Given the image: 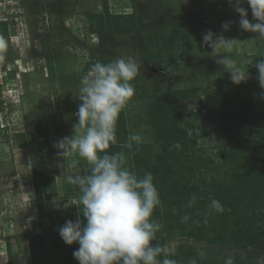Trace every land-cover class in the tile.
<instances>
[{
  "label": "trees",
  "instance_id": "trees-1",
  "mask_svg": "<svg viewBox=\"0 0 264 264\" xmlns=\"http://www.w3.org/2000/svg\"><path fill=\"white\" fill-rule=\"evenodd\" d=\"M47 1L51 15L67 18L68 0ZM145 1L155 15L152 22L145 25L140 24L143 13H139L135 5L131 15L110 14L108 0H101V12L86 11L89 31L99 39L97 49L91 51L90 60L85 65L86 72L96 61L107 63L116 56L117 36L138 33L140 58L167 71L172 77L181 76L179 62L191 60L187 42L179 50L183 34L181 22L175 19L172 11L165 9L162 0ZM199 16L196 10L186 12L184 24L198 26ZM7 24L10 25L8 21L1 22L5 28ZM207 60L211 74L218 75L214 82L220 94L217 107L205 104L195 89L178 88L150 97L145 109L148 117L146 133L152 135L153 141L135 149L129 164L139 175L151 172L154 176L162 207L154 210L153 218L162 224V229L153 243L174 244L176 252L170 258L177 264H189L193 258L197 264H224L230 255L224 249L235 250L231 255L235 264H256V258L264 255V111L255 110L250 89L233 91L228 88L223 67L213 58ZM171 65H174L176 74L169 70ZM214 118L220 119L219 131L224 138L219 147L220 155H216L221 156L219 164H214L211 158L200 157L203 152L198 150L197 143L201 137L195 134L197 123H201L203 137L210 134ZM131 129L128 116L122 112L117 122V144L110 147V153L128 151L121 146L127 142ZM17 138L18 147L30 151L33 204L39 216L44 218L48 216V205L57 196L54 177L47 175L44 169L43 155L50 150L47 128L37 121L27 135L20 134ZM197 160L199 165L193 168L192 162ZM212 163L213 168L209 169ZM78 171L84 174L86 163L81 164ZM76 172L74 169L73 175ZM74 189L78 200L79 189L75 185ZM193 194L198 199L188 207ZM211 199L220 201L225 209L223 213L208 208ZM77 207H80L79 201L71 213L51 219V222L62 227L68 220L75 222L78 217L83 220ZM185 215L190 218L181 222ZM25 237L33 253L35 249L43 250L44 233L26 232ZM197 244L206 247L199 249ZM78 247V244L57 243L52 251L44 252L43 262L79 264L73 256ZM201 252L204 253L202 257ZM11 253L8 246L7 264H14ZM35 262L32 255L31 264Z\"/></svg>",
  "mask_w": 264,
  "mask_h": 264
},
{
  "label": "rangeland",
  "instance_id": "rangeland-1",
  "mask_svg": "<svg viewBox=\"0 0 264 264\" xmlns=\"http://www.w3.org/2000/svg\"><path fill=\"white\" fill-rule=\"evenodd\" d=\"M25 1L0 0V37L4 40V47L0 48V264L8 262V246L12 258L22 256L18 264L27 263L23 260L32 259V255L35 256V264H44V252L52 251L57 243H64L59 235L60 227L53 224L51 219L71 213L73 205H77L74 204L78 203L74 185L67 181L66 176L73 175L74 169L78 171L85 162L71 156L66 158L61 169L54 144L72 135V125L76 122L75 113L80 103L74 100L73 95L81 76L86 73L85 65L90 60L91 51L97 49L99 44L98 37L89 31L85 13L101 12V0H68L66 19L50 14L47 0ZM162 1L165 9L172 11L175 19L181 22L180 31L183 34L179 50L187 42L191 60L180 61L178 69L181 76L172 77L167 71L140 58L138 33L116 37L114 58L135 57L141 66L132 82L135 95L123 111L130 121L131 131L142 134L144 143L152 142V135L146 133V103L152 96L157 97L178 88L195 89L196 95L201 96L205 104L217 107L220 94L214 82L218 75L210 72L207 58H212L211 48L203 43L202 37L208 31L221 34L224 23H230V30L223 32V35L227 39L237 40L231 56L237 66L249 73L246 82L235 85L230 73L225 72L228 88L233 91L238 88L250 89L255 110L264 111V89L258 83L259 73L255 66L258 60H264V39L240 28L235 5L230 4L229 0ZM108 5L112 15H131L132 6L135 5L139 13H143L141 25L152 22L155 16L145 0H108ZM242 6L247 9L250 22H257L251 7L246 2ZM193 10L199 11L200 15V23L196 27L184 24L185 13ZM2 21H8L10 25L7 24L5 28L1 25ZM173 68L174 65H171L169 70L176 74ZM37 121L48 131L50 150L43 155L44 169L47 175L54 177L57 194L48 205V216L44 218L39 216L33 204L34 181L31 164L28 165L31 161L30 151L19 148L17 138L20 134L27 135ZM219 121L214 118L213 131L206 137H203L204 132L199 127L201 123H195V134L201 137L197 143L198 150L203 152L200 157L206 160L211 158L214 164L221 162V156L216 155L224 142ZM207 127L210 129L209 124ZM198 165V160L192 162L193 168ZM212 168L213 163L209 166V169ZM54 200L61 205L67 202V208L54 206ZM25 231L46 235L43 250L35 249L33 253ZM204 244L197 246L201 249L206 247ZM224 252L232 255L235 250L224 249Z\"/></svg>",
  "mask_w": 264,
  "mask_h": 264
},
{
  "label": "clouds",
  "instance_id": "clouds-1",
  "mask_svg": "<svg viewBox=\"0 0 264 264\" xmlns=\"http://www.w3.org/2000/svg\"><path fill=\"white\" fill-rule=\"evenodd\" d=\"M245 2L251 7L257 22L252 23L248 19V11L242 6ZM229 3L235 5L239 14L240 28L264 39V0H229ZM221 27L223 32H227L230 23ZM223 32L208 31L202 37L203 43L211 48L210 55L216 63L230 73L232 83L240 85L248 80L249 73L237 66L231 56L237 40L227 39ZM3 47L4 40L0 37V48ZM255 66L260 87L264 89V60H258ZM140 70L135 57L93 63L81 76L73 95L74 100L80 103L72 135L54 144L61 169L66 158L71 156L79 157L87 165L84 174L77 171L66 176L67 181L79 189L80 207L77 208L84 219L68 220L59 229L66 245H79L73 252L79 264H177L170 258L176 252L171 243H153L162 229V224L153 218L154 210L162 207L154 176L151 172L139 175L129 164L135 149L145 142L143 135L135 131L129 133L127 142L121 146L127 152L108 151L117 144V122L135 95L132 82ZM197 199L193 194L187 206L192 207ZM53 204L67 208V202L61 205L54 200ZM208 208L218 213L225 210L216 199L210 200ZM189 218L185 215L181 222ZM189 264H197L196 259H191ZM224 264H235L234 258L229 255ZM256 264H264V255L256 258Z\"/></svg>",
  "mask_w": 264,
  "mask_h": 264
},
{
  "label": "built area",
  "instance_id": "built-area-1",
  "mask_svg": "<svg viewBox=\"0 0 264 264\" xmlns=\"http://www.w3.org/2000/svg\"><path fill=\"white\" fill-rule=\"evenodd\" d=\"M22 256L20 255V257L19 258H13L14 259V264H18V260L20 261V258H21ZM24 262H27V263H25V264H31V260H29V261H26L25 259L23 260Z\"/></svg>",
  "mask_w": 264,
  "mask_h": 264
},
{
  "label": "crops",
  "instance_id": "crops-1",
  "mask_svg": "<svg viewBox=\"0 0 264 264\" xmlns=\"http://www.w3.org/2000/svg\"><path fill=\"white\" fill-rule=\"evenodd\" d=\"M77 194V193H76ZM74 204H77V203H74ZM73 206H75V205H73Z\"/></svg>",
  "mask_w": 264,
  "mask_h": 264
}]
</instances>
